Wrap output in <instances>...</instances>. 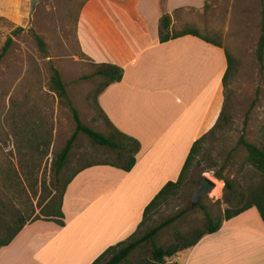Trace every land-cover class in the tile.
<instances>
[{
  "label": "crops",
  "instance_id": "1",
  "mask_svg": "<svg viewBox=\"0 0 264 264\" xmlns=\"http://www.w3.org/2000/svg\"><path fill=\"white\" fill-rule=\"evenodd\" d=\"M211 0H88L77 19L81 52L119 66L121 82L98 103L110 124L141 144L132 171L95 166L79 173L63 200L66 226L37 221L0 251V264H93L137 230L146 207L176 182L195 142L217 125L228 68L224 48L195 36L160 41L164 14L182 30ZM264 264L257 209L226 221L168 264Z\"/></svg>",
  "mask_w": 264,
  "mask_h": 264
},
{
  "label": "rangeland",
  "instance_id": "2",
  "mask_svg": "<svg viewBox=\"0 0 264 264\" xmlns=\"http://www.w3.org/2000/svg\"><path fill=\"white\" fill-rule=\"evenodd\" d=\"M30 1L0 0V51L15 29H24L0 63V216L13 223H17L18 214L25 208L36 207L45 184L60 192L76 170L95 162H118L117 152L94 145L80 134L67 166L56 175L53 162L76 125L69 108L52 90V67L61 73L82 122L107 136L113 128L95 100L106 82L95 75L97 67L84 59L77 41L78 15L88 0H42L32 18ZM261 12V0H211L201 12L190 11V21L181 26L221 42L234 60V71L229 87L224 89L226 118L214 135H208L202 154L191 168L187 186L142 229L145 234L182 214L157 236L158 247L167 248L175 243L177 234L188 237L206 227L208 219L203 210L192 207L193 194L205 178L217 188L200 204L215 220L223 217L226 208L239 207L246 196L243 180L249 165L245 159L247 152L238 142L245 136L264 148V64L257 59ZM32 32L46 42L47 55L40 51ZM255 101L256 107L246 124L247 112ZM36 146L38 151L30 155L31 148ZM16 170L18 181L25 182L17 190L3 181L7 172ZM215 174L234 180L235 192L225 195V183ZM28 177L32 178L31 183L38 180L34 191L28 187ZM152 251L153 247L145 244L128 261L138 264L150 259Z\"/></svg>",
  "mask_w": 264,
  "mask_h": 264
},
{
  "label": "trees",
  "instance_id": "3",
  "mask_svg": "<svg viewBox=\"0 0 264 264\" xmlns=\"http://www.w3.org/2000/svg\"><path fill=\"white\" fill-rule=\"evenodd\" d=\"M261 2L262 34L257 48V59L259 63L263 65L264 0H261ZM86 3L87 1L82 5L81 9ZM23 31V28H17L9 35L0 51V63L8 56L15 43V39ZM188 35L198 37L206 41L207 43L225 49L228 61V68L223 79V85L226 91V89L229 87L230 78L232 77L234 71V60L231 54L227 51V49L222 45L221 42L207 38L201 35L197 30H194L192 28H183L182 30H175L173 28L172 16L169 14L163 15L159 30L160 41L162 43H167L173 39H178ZM33 37L40 51L43 54L47 55L48 51L46 42L35 33H33ZM82 55L84 59H87L92 62L83 53ZM93 64L97 67L95 75L103 78L106 82L104 87L101 89L95 99L97 103V108L99 109L103 117L106 119L105 114L98 103V97L106 87L113 83L121 82L123 80L124 70L121 67L115 65H99L95 63ZM51 87L52 90L56 93V96L69 108L76 125L75 132L73 133L72 137L68 140L63 150L57 155L56 160L53 162V169L56 175L59 176L67 166L71 151L80 134L86 135L94 145L106 147L114 152H117L118 162H95L76 170L62 186V190L60 192L57 190H50L45 184L36 207H34V209L32 210H30V208H25L23 212L19 213L17 216V223H13L10 220L4 218L3 216H0V251L4 247L9 246L26 226L37 221L51 222L57 224L60 227H65L66 220L63 212V200L67 188L73 181V179L82 171L95 166H112L115 168H119L125 172H130L135 167L137 163V156L142 149L139 141L135 140L134 138L128 137L119 130H117L110 124L109 120L107 119V122L113 128V132L108 136L97 132L91 127L86 126L82 122L78 110L75 108L73 102L71 101L68 95L67 87L61 73L54 67H52ZM255 107L256 101L253 102L247 112L246 124ZM225 118L226 116L224 108L215 128L209 134L203 136L201 139L194 143L190 154L186 160L180 178L176 182H169L146 207L143 213L142 221L138 225L135 233L127 240L108 248L100 257H98L93 262V264H130L128 261L129 257L132 255L133 252H135L137 249H139L145 244H150L153 247L152 258L144 259L138 264H168L169 261L180 257L187 251L194 248L205 236L218 232L226 221H230L231 219L247 212L248 210L254 208L257 209L264 222V148L258 146L255 143L249 142L245 136H242L238 142V145L242 146L247 152L245 159L246 163L249 165V168L246 170L243 180L246 189V196L242 197V199L240 200L241 205L239 207L226 208L223 217L218 220H215L207 211L206 207L202 204H199L198 207L203 210L208 219L206 227L203 229L195 230L188 237H184L180 234H177L175 243L171 244L167 248L158 247L156 245V238L165 228L175 223L182 216V214L173 216L167 221L161 223L160 225L150 229L145 234L141 233L142 229L146 226V224L151 222L164 207L169 206L187 186V178L190 174L191 168L193 167L198 157L202 154L204 150V143L208 135H214L215 132L220 128V124L222 121H224ZM38 148L39 147L37 146L31 148L30 155H34L36 153V150L38 151ZM5 177L6 179L3 181L5 183H9V187L12 189L17 190L18 188L23 187L25 185L24 181V183L18 181L20 179V176L17 170L13 172H7V174H5ZM215 177L225 183V195L235 192L234 180L226 179L220 174H215ZM31 179L29 177L26 178V180L29 182V189L34 191L35 187L38 184V180L31 183Z\"/></svg>",
  "mask_w": 264,
  "mask_h": 264
},
{
  "label": "water",
  "instance_id": "4",
  "mask_svg": "<svg viewBox=\"0 0 264 264\" xmlns=\"http://www.w3.org/2000/svg\"><path fill=\"white\" fill-rule=\"evenodd\" d=\"M42 0H31L30 1V17H33L38 4H40ZM216 184L210 180L209 178H205L201 184V186L195 191L192 197V207L198 206L205 197L209 196L214 190H216Z\"/></svg>",
  "mask_w": 264,
  "mask_h": 264
},
{
  "label": "built area",
  "instance_id": "5",
  "mask_svg": "<svg viewBox=\"0 0 264 264\" xmlns=\"http://www.w3.org/2000/svg\"><path fill=\"white\" fill-rule=\"evenodd\" d=\"M170 264H174V263H170Z\"/></svg>",
  "mask_w": 264,
  "mask_h": 264
}]
</instances>
